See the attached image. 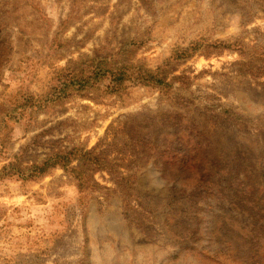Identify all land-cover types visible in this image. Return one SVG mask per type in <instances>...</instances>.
I'll return each mask as SVG.
<instances>
[{
  "label": "rangeland",
  "instance_id": "374dc122",
  "mask_svg": "<svg viewBox=\"0 0 264 264\" xmlns=\"http://www.w3.org/2000/svg\"><path fill=\"white\" fill-rule=\"evenodd\" d=\"M120 49L169 89L78 90ZM215 154L264 169V0H0V264H264V200L215 196Z\"/></svg>",
  "mask_w": 264,
  "mask_h": 264
},
{
  "label": "trees",
  "instance_id": "16d2710c",
  "mask_svg": "<svg viewBox=\"0 0 264 264\" xmlns=\"http://www.w3.org/2000/svg\"><path fill=\"white\" fill-rule=\"evenodd\" d=\"M214 47L215 49L231 48V44L221 42ZM121 54L122 49H120L118 53L104 55V57L96 54L92 59L84 62V66L82 65V79L79 78V81L76 82L78 90H87L98 84L102 85L103 92L107 94L121 93L129 84L151 87L159 89L161 92H166V90L169 89L170 84L167 83L166 72L163 71L162 68L149 67L141 62L138 64H131L127 61L122 62ZM188 55L190 54L182 52V54L176 56V59H185ZM119 60L121 61L117 63ZM77 77L79 76L75 78ZM73 81L74 79L69 82V84H75V81ZM63 88L64 89L58 91L60 94L68 88L67 83L64 84ZM241 119L242 117L237 118L238 121ZM75 152L76 151H70L65 154L59 153L52 155L40 165L28 169L26 173L31 179L48 174L57 168H63L73 173V170L78 168V165L73 166V162L78 161V163H80V158H76L74 155ZM222 156L223 155L220 154V157ZM220 157L217 154L213 156L212 160H214V163L212 164V170L210 172V176L214 178L213 184L216 190L213 192L215 196L225 201L226 198L230 201H238L239 203L233 202V205L237 210L242 212L243 210L241 207H243L244 202L248 201L249 203L248 198H254V201L260 198L264 200V182H262L261 179V173L264 169H261L262 166L259 163L255 164L254 167L250 169L248 175H250L251 178L246 176L242 179L241 176L243 173H238L237 170L229 166L225 160L219 163ZM81 161L83 163H88V166H96L99 164V158L93 155L92 152H83ZM248 167H250V165L246 168ZM97 170L105 169L100 168V165H98ZM257 176H259L260 184L255 181H246V179H257ZM223 183H225V186L222 185Z\"/></svg>",
  "mask_w": 264,
  "mask_h": 264
}]
</instances>
